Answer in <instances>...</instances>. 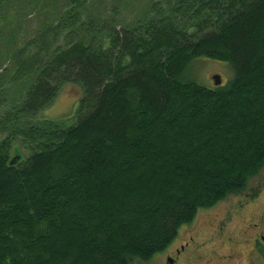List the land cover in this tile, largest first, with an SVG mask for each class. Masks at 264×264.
I'll list each match as a JSON object with an SVG mask.
<instances>
[{"label":"trees","instance_id":"16d2710c","mask_svg":"<svg viewBox=\"0 0 264 264\" xmlns=\"http://www.w3.org/2000/svg\"><path fill=\"white\" fill-rule=\"evenodd\" d=\"M65 1L0 72V128L31 151L0 150V264L146 263L264 168V0L153 3L119 30ZM198 59L227 63L232 80H186ZM66 85L82 93L74 124L37 129Z\"/></svg>","mask_w":264,"mask_h":264},{"label":"rangeland","instance_id":"374dc122","mask_svg":"<svg viewBox=\"0 0 264 264\" xmlns=\"http://www.w3.org/2000/svg\"><path fill=\"white\" fill-rule=\"evenodd\" d=\"M168 1L86 0L79 17L84 22L87 19L108 22L119 30L143 22L145 17H149L151 4L166 8ZM67 5L65 0H10L5 4L0 9V72L9 66V54L19 48L21 42L35 37L45 27L55 26L59 16L65 10H70ZM154 10L152 14L163 9ZM59 44L63 45L64 41L60 39ZM214 76H219L220 86H225L234 73L227 63L198 59L188 66L185 78L213 89L216 87ZM24 93L25 88H11L6 108L23 97ZM81 97L78 86H63L54 101L35 120L39 122L36 128L46 129V123L60 130L73 125ZM3 110L4 104L0 102V117ZM9 129L0 128V150H5L9 159L14 155L28 158L31 151L24 142L25 137ZM261 236L264 237V168L248 182L242 194L228 197L210 209L200 210L195 220L178 232L169 251L156 254L146 263L135 264H167L166 256L184 241L191 245L186 250L192 256L189 264H264V241L260 239L256 246L254 244L255 239Z\"/></svg>","mask_w":264,"mask_h":264},{"label":"flooded vegetation","instance_id":"af4514ba","mask_svg":"<svg viewBox=\"0 0 264 264\" xmlns=\"http://www.w3.org/2000/svg\"><path fill=\"white\" fill-rule=\"evenodd\" d=\"M260 239L264 241L263 236H261L259 239H255V243H254L255 246L257 243H259ZM171 246H173V244H171L165 251H169ZM190 246H191L190 242L184 241V243L180 244L179 247L174 249V251H170V253L166 256V263L167 264H179V263L189 264L190 261L192 260V256L190 255L189 251H186V250L189 249ZM255 246L254 248H257ZM186 252H187V255L184 256Z\"/></svg>","mask_w":264,"mask_h":264},{"label":"water","instance_id":"95a60500","mask_svg":"<svg viewBox=\"0 0 264 264\" xmlns=\"http://www.w3.org/2000/svg\"><path fill=\"white\" fill-rule=\"evenodd\" d=\"M214 85L219 86L221 83L220 77L219 76H214L213 77Z\"/></svg>","mask_w":264,"mask_h":264},{"label":"bare ground","instance_id":"6f19581e","mask_svg":"<svg viewBox=\"0 0 264 264\" xmlns=\"http://www.w3.org/2000/svg\"><path fill=\"white\" fill-rule=\"evenodd\" d=\"M221 84V83H220Z\"/></svg>","mask_w":264,"mask_h":264}]
</instances>
